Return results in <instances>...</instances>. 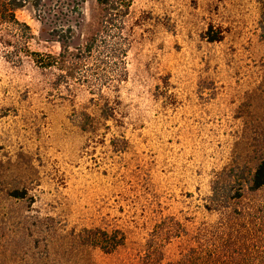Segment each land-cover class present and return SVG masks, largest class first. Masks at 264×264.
<instances>
[{
	"label": "rangeland",
	"instance_id": "374dc122",
	"mask_svg": "<svg viewBox=\"0 0 264 264\" xmlns=\"http://www.w3.org/2000/svg\"><path fill=\"white\" fill-rule=\"evenodd\" d=\"M119 2L126 77L101 95L94 61L35 63L62 45L31 5L16 13L30 54L0 38V264H175L228 247L264 264V190L251 189L264 159V0ZM104 21L86 0L72 51Z\"/></svg>",
	"mask_w": 264,
	"mask_h": 264
},
{
	"label": "trees",
	"instance_id": "16d2710c",
	"mask_svg": "<svg viewBox=\"0 0 264 264\" xmlns=\"http://www.w3.org/2000/svg\"><path fill=\"white\" fill-rule=\"evenodd\" d=\"M50 2L52 4L49 6L48 3ZM85 2L86 0H56L55 3L53 0H0V38L6 34L10 35V37L16 39V44L5 42L7 47L13 48L16 52L30 54L28 44L33 39L31 29L26 24L18 21L16 13L31 5L38 13L40 21H49L52 25L51 37L53 42L62 45L59 59L49 55L34 53L35 63L44 69L55 68L63 71L67 60L73 58L79 59V61L84 60L85 67L83 70H86L88 62L94 61L96 62L94 72L98 76L95 83L99 89L101 87L97 95H101L102 89L109 81L126 77L125 64L130 46H127L129 41L123 32L124 26H122L119 35L112 36L111 33L113 28L119 26V17L124 14L119 0H97L103 9L106 32L104 35H99L92 39L85 48H75L73 52L75 29L80 27L78 20L82 18V6ZM52 19H56V23H58L54 24V22H51ZM217 41H220V37L213 34L210 42L215 43ZM85 77L83 76L81 79L83 83H88V77ZM106 109H109V112H105V117L109 119L113 111L107 105ZM251 187L254 192L264 190V159L255 171ZM14 195L18 197L17 193ZM261 211L264 218V204ZM200 252L190 250L175 264H248L242 249L236 250V248L228 247L222 250L223 253L220 250H201Z\"/></svg>",
	"mask_w": 264,
	"mask_h": 264
}]
</instances>
